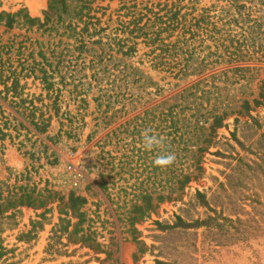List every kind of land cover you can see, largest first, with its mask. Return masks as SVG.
<instances>
[{
    "label": "rangeland",
    "instance_id": "rangeland-1",
    "mask_svg": "<svg viewBox=\"0 0 264 264\" xmlns=\"http://www.w3.org/2000/svg\"><path fill=\"white\" fill-rule=\"evenodd\" d=\"M50 1L0 0V13H20L13 29L0 25V68L19 82L8 94L0 85V264H264V0H195L197 10L212 7V15L229 21L228 41L245 39L254 60L181 82L161 81L152 72L160 96L146 98L134 111H120L117 103V112L97 122L90 103L77 136H62L54 117L41 134L25 110L34 106L45 121L54 113L46 108L55 95L31 75L42 58L61 76L72 71L68 41L55 46L62 29L50 33L26 24L27 16L41 20ZM88 1L110 36L120 22H130V12L144 14L151 5L170 2ZM239 28L244 38L233 37L242 34ZM233 68L242 71L219 75ZM76 70L77 82L83 73L89 76ZM203 79L214 87L197 102L203 106L195 116L202 122L205 111L224 113L222 127L212 135L206 125L202 136H166L170 124L158 114L178 105L181 92ZM67 92L61 102L68 101ZM116 92L122 97L124 89ZM193 109L173 111L182 124L181 116L194 121ZM146 110L154 112L144 121ZM145 129L165 137L164 152L176 157L172 165L153 166L160 153L141 148ZM72 198L84 203L73 208Z\"/></svg>",
    "mask_w": 264,
    "mask_h": 264
},
{
    "label": "trees",
    "instance_id": "trees-1",
    "mask_svg": "<svg viewBox=\"0 0 264 264\" xmlns=\"http://www.w3.org/2000/svg\"><path fill=\"white\" fill-rule=\"evenodd\" d=\"M67 2L68 0H51L41 20L26 17L29 28L36 27L38 31L50 33H58V29H62L63 32L55 46H60L63 38L68 41L65 46L68 64L72 69L69 77L61 76L58 67L51 68L49 61L42 58L43 63H39L38 68L31 71V75L39 81L43 90L48 95H55L51 107L46 108V111L54 112L53 116L49 115L46 121L43 118L44 113L34 106L25 109L28 110L35 129L41 134L47 131L54 117L60 121L62 136H77V124L80 121L84 122L90 103L95 107L96 116L92 120L96 122L106 117L111 110L117 112L114 109L117 103L122 104L120 111L126 106L134 108L132 110L134 111L136 107L146 105V98L158 97L163 92L159 84L149 76L152 72L157 76L161 75V81L181 82L220 67L250 62L254 60L256 54L249 51L245 39L228 41L227 38L231 35L229 21L212 15V7L197 10L198 3L195 0H170L169 4H158L155 7L151 5L150 8H145L144 14L134 10L130 12V22H120L122 28L115 29L112 36L107 34L109 26L102 24L100 18L91 14L88 0H75L73 6L67 5ZM71 2L73 1L70 0ZM157 8L159 10L154 12ZM224 10L221 8L220 14ZM19 14L0 13V25L4 21L5 28L13 29L17 23L15 18ZM236 15H240V11ZM232 21L238 22L233 18ZM239 30L242 34H234L233 37L244 38L246 32L241 28ZM141 50L144 52L139 56ZM77 68L89 73V76L83 73L84 83L82 79L79 82L76 80ZM240 71L241 68H233L222 71L219 75L227 77L229 72ZM3 75V69L0 68V85L4 92L8 94L15 91L19 86L18 79L12 73ZM67 87L71 88L68 92ZM213 87L203 79L181 92L178 105L158 114L159 118H164L170 124L168 129L172 132H168L166 136H185L191 133L196 136L197 132L202 136V133L205 134L206 125L209 134L212 135L222 127V121L226 116L224 113L218 115L212 114L213 111H205L202 122L195 116L197 107L203 106L197 102H202L205 94ZM121 89H124L122 97L116 92ZM92 90H95L96 94L90 97L89 93ZM64 91L68 93L67 102H61V99L65 98ZM125 92H129L128 97L125 96ZM62 104H65L64 112H61ZM177 107L180 108V112L182 109L194 108L192 110L194 114L190 117L194 121H188L181 116L183 120L181 124L179 113L173 111ZM36 111H40L37 122L34 121ZM153 112L144 111L141 114L142 119L146 121L145 119L153 115ZM141 117L131 119L130 124ZM184 179L188 180L187 177ZM80 202L84 203L80 198H72L70 205L74 208V205ZM60 233H64V229L56 231L54 238L58 239Z\"/></svg>",
    "mask_w": 264,
    "mask_h": 264
},
{
    "label": "clouds",
    "instance_id": "clouds-1",
    "mask_svg": "<svg viewBox=\"0 0 264 264\" xmlns=\"http://www.w3.org/2000/svg\"><path fill=\"white\" fill-rule=\"evenodd\" d=\"M165 137L155 133L152 129H145L141 133V148L144 151L159 150V153L152 161L154 167L165 168L173 164L175 155L164 152Z\"/></svg>",
    "mask_w": 264,
    "mask_h": 264
}]
</instances>
